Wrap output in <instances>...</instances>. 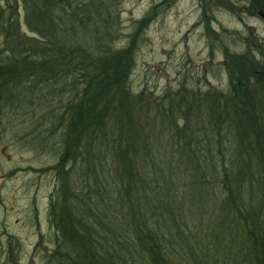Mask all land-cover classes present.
Listing matches in <instances>:
<instances>
[{"label":"trees","instance_id":"obj_1","mask_svg":"<svg viewBox=\"0 0 264 264\" xmlns=\"http://www.w3.org/2000/svg\"><path fill=\"white\" fill-rule=\"evenodd\" d=\"M239 1L201 0L233 11ZM243 1L264 13V0ZM116 2L26 0L31 35L14 15L4 21L0 100L12 103L24 86L66 97L53 262L194 264L181 220L193 212L208 254L264 264V40L225 52L226 94L179 91L165 105L128 87L134 45L110 44Z\"/></svg>","mask_w":264,"mask_h":264},{"label":"rangeland","instance_id":"obj_2","mask_svg":"<svg viewBox=\"0 0 264 264\" xmlns=\"http://www.w3.org/2000/svg\"><path fill=\"white\" fill-rule=\"evenodd\" d=\"M25 1L0 0V50L5 47L4 21L9 14L21 33L31 35ZM241 4L245 1L233 11L218 3L203 7L201 0H117L110 44L114 49L134 45L131 92L156 102L167 97L165 105L179 91L199 97L226 94L225 52H244L249 36L264 40V18ZM58 89L24 86L12 103L0 100V264H55L52 255L59 233L51 207L59 187L54 167L63 148L60 101L66 98L57 94ZM176 213L181 216L179 210ZM190 216L196 219L193 212ZM190 216L181 220L189 224L184 232L194 264H231L227 253L204 251L211 241L193 228ZM212 217L207 212L204 219ZM176 249L182 257L181 246Z\"/></svg>","mask_w":264,"mask_h":264},{"label":"water","instance_id":"obj_3","mask_svg":"<svg viewBox=\"0 0 264 264\" xmlns=\"http://www.w3.org/2000/svg\"><path fill=\"white\" fill-rule=\"evenodd\" d=\"M258 14H259L262 18H264V13H263L262 11H259Z\"/></svg>","mask_w":264,"mask_h":264}]
</instances>
